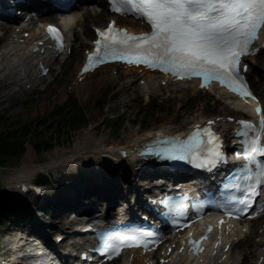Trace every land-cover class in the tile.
Here are the masks:
<instances>
[{
	"label": "bare ground",
	"instance_id": "6f19581e",
	"mask_svg": "<svg viewBox=\"0 0 264 264\" xmlns=\"http://www.w3.org/2000/svg\"><path fill=\"white\" fill-rule=\"evenodd\" d=\"M98 10L96 6H85L83 7L81 12H73L70 16L66 18L60 19V24L64 28L67 39L72 41L73 38H76L77 36L81 35V33L90 35V30L88 28V17H93V11ZM100 11V10H98ZM94 18L101 22L104 21L105 18L109 20V16L106 12H99L94 13ZM99 22V21H98ZM121 26L135 29L137 31H140L138 29L139 23L133 19H120ZM42 31L41 30H33L31 38L32 40L43 41L42 37ZM26 40V39H25ZM95 40V39H94ZM27 41V40H26ZM92 43V42H91ZM83 44H86L84 42ZM38 55L32 54L30 51V47L27 43H20V37L17 33H14L12 36L9 37V43H6L1 51H0V106H15L20 101L23 100L24 97L28 94V91L32 90V88L35 87L37 89L41 84H38L35 86L36 83L35 80H27L26 74H31V72L35 71V59ZM61 64V62H59ZM249 64H251L252 72H255L259 76V80L257 83L261 85L262 88V99H264V56H261L260 58L251 59L248 61ZM79 65V66H78ZM73 71L72 80L70 83H74L73 89H80L83 91H87L89 94V88H96L98 90H101L102 87H104L105 84H107L110 81L115 82H122L124 77L129 74L134 73L133 71L135 69L126 68L117 64L114 65H107L104 67H101L99 70L103 69H113V71L106 72L105 76H102L99 81L95 82L92 86L88 85L86 80H83L82 82L79 81L78 73L80 71L81 64H78ZM119 66V67H118ZM119 68L120 73L115 72V69ZM98 70H96L93 73H96ZM139 72V70H137ZM93 73H89L85 76L87 78L88 76L93 75ZM29 77V76H28ZM58 85H62L66 80L65 73H58L57 74ZM140 79L144 80L145 83L140 84L138 87H134V90H140V92L145 94H157L162 93L163 91L166 92H176L177 98L179 100H186L188 97L195 96L196 94H206L207 96L210 94H214L216 97L221 98L223 100L224 105L220 108V111H222L220 114L214 115V116H208L206 115L204 108H199V114L188 117L185 121L178 125H172L171 123H165L164 125H160L157 128H153L152 130L139 134L138 131L130 133V138L125 143H118L115 142H109L108 141V132H105V130L102 128L101 130H97V125L92 126V128H88L85 131H82L80 135L78 136V141L74 144V146L70 148H60L52 151L50 153L52 160L48 162L45 167L51 168V169H62V170H69V169H82L84 167H88L90 169H99L103 166L105 167L106 164L109 166V162L115 163V161L111 160L109 156H113L116 159H119V155L116 154L120 149L127 150L129 152V156L131 155L130 159L134 158V153L137 150H140V146L144 143L146 140H150V136L155 134L156 132H162V133H171V134H187L193 126L197 125L198 123H205L207 120L212 119L213 124L218 127L221 131H226L228 129L227 117L228 115H231L230 113L232 111L233 114H238L239 109H245L252 111L253 109L248 106L242 105L239 101H237L232 95L226 93L225 91L221 89H212L209 88L210 91L201 90L199 88L200 81L198 80H191V81H179L175 78H166V77H159L156 76V73L148 72V71H142L140 75ZM167 80L166 86H159L162 81ZM30 85L31 88L27 89V86ZM133 85V80L128 79L123 85L122 89H125L124 92L128 90ZM57 86L53 83L50 84L49 87L42 90V92L46 93V98L41 100L38 104V106L44 105L47 100H51V98H54L56 94L60 93L61 89L58 90L56 88ZM128 95V94H124ZM121 103L125 105L127 101L125 99H121ZM8 105V106H7ZM181 106V105H180ZM110 158V159H109ZM26 160L22 166V168L16 170L12 176V178H15V180H31L34 172L36 171V167H33V157L30 153L26 155ZM132 161V160H131ZM129 161V163H131ZM128 166L132 167L133 169L136 167L135 165L141 166L142 163L132 162ZM146 166H151L149 163L142 164L141 169H137V177H141V171L146 168ZM11 178V179H12ZM135 178H131L130 176L123 177L124 180L129 182V185L127 189L121 190V186L118 185L117 192L119 194H127L131 191H133L136 188H138L137 185H135ZM14 183V181H13ZM13 183L11 189L13 188ZM6 184L9 185V179L6 180ZM140 191V189L138 190ZM109 195L104 194V197L101 198L102 201L108 200ZM101 201L97 203V205L100 204ZM110 202V201H108ZM74 207H80V205L74 203ZM86 207V206H85ZM99 206H93L92 208H97ZM60 210H62V207H59ZM87 209V208H85ZM93 210V209H91ZM68 224H71L70 222H67ZM76 224V223H75ZM252 226V225H250ZM57 227V226H56ZM55 227V228H56ZM79 227V226H78ZM84 227V226H82ZM262 229V226H259L258 230H250L249 236L246 238H253L254 234L256 233V237L262 238L263 233L260 234L259 230ZM238 231V230H237ZM241 235L242 233L239 232ZM59 234L58 236H60ZM57 236V237H58ZM257 246L255 257H252V260L250 264H264V247L259 246L258 242L253 243ZM37 246V242L30 241L29 239H25L24 237H20L16 244L12 247L15 249L14 254L19 255V251L22 249L25 251H31V252H39V249ZM217 250L211 251L210 255L203 256L200 258V264H240L241 258L243 257L242 252L240 250H232L229 255L224 258L226 255L223 253H217ZM217 253L216 255H213ZM149 260L147 259H139L136 262H132L131 264H147ZM194 261L188 259L187 257L174 255L171 258L170 264H193ZM124 264H129L124 263Z\"/></svg>",
	"mask_w": 264,
	"mask_h": 264
},
{
	"label": "snow or ice",
	"instance_id": "6c2138e0",
	"mask_svg": "<svg viewBox=\"0 0 264 264\" xmlns=\"http://www.w3.org/2000/svg\"><path fill=\"white\" fill-rule=\"evenodd\" d=\"M112 4L117 12L135 10L145 16L152 31L129 34L115 28L114 21L106 30L97 29L102 39L95 41L96 53H89V63L93 57L97 62L104 58L134 59L177 75H202L205 81L212 77L251 95L243 91L239 82L241 57L251 53L253 42L264 29V0H119V6L117 0H112ZM49 30L59 31L53 26ZM57 39L62 45V38ZM83 70H88V64ZM237 84L240 86L235 87ZM241 123L254 127L249 121ZM199 131L191 142L203 145L201 150L209 154L212 162L221 156L216 145L211 144L214 134L205 128L203 131L209 135L204 138ZM256 131L253 146L246 153L250 158L256 153L264 156V145L259 143L260 135H264V117ZM252 179L256 185H264V164ZM249 191L256 189L250 185Z\"/></svg>",
	"mask_w": 264,
	"mask_h": 264
},
{
	"label": "rangeland",
	"instance_id": "374dc122",
	"mask_svg": "<svg viewBox=\"0 0 264 264\" xmlns=\"http://www.w3.org/2000/svg\"><path fill=\"white\" fill-rule=\"evenodd\" d=\"M97 9H100V7L97 6ZM94 13L99 12L95 10L92 13L93 17H88L90 31L92 30V24L104 25L107 20L105 18L103 22L100 20L98 22L94 18ZM47 20L54 21L56 19L48 18ZM91 39H93L92 31L89 36L81 34L74 43L73 55L69 59H66L62 65L59 64L52 73V75L55 74L54 77L49 78L41 86V88L45 87L51 82L57 86L56 88L58 90L61 89L60 93L56 94L54 98H51V100L48 99L44 105L38 106L39 102L46 98L47 94L37 90L27 94L15 106H0V132L17 131L18 136L15 140L24 143V146H26V151L21 158L12 156L5 163L6 166H0V199L7 198L6 179H10L16 170L22 168L24 162L27 161L26 155L28 153L33 157V167H36L32 179H36L42 167L52 160L50 155L52 151L74 146L78 141L80 133L88 128H92V126L97 125V130L98 128L99 130L103 128L105 132H108L109 142L117 141L118 143H125L130 138L129 136L132 132L138 131L139 134H142L168 122L172 125H178L188 117L198 115V110L201 107L204 108L208 116H214L222 112L220 108L223 107V102H217V99L213 98L212 95L206 96L200 94L188 97L186 100H179L176 96L177 93L170 91L161 97L156 95L148 102L144 93L140 92V90H134V87L139 85L138 82L133 83L132 88H128L124 92L125 89H122V85L128 80L126 77H124L122 82H108L101 90L94 87L92 89L89 88V94L87 91L71 88L70 82L74 68L80 64L83 58L82 41L89 42ZM262 56H264V53ZM110 71V69L99 70L93 76L86 79L87 84L92 86L102 76H105L106 72ZM59 72L65 73L66 75V80L62 85H58V82H56L59 80L57 79ZM121 99H125L127 103L125 105L122 104ZM75 103L81 107L84 120L77 127H61L59 120H62L64 117L54 116L55 112L52 111L63 104L68 107ZM74 111L73 109L66 108L65 117H68ZM117 116H120L118 122L125 120L123 122L124 127L121 131L119 130L120 125L111 121V119ZM24 126L26 127L24 128ZM51 139L53 142L52 148L42 149L38 152L34 149L33 146L37 143L51 141ZM1 158L4 157L0 156V160ZM60 176L59 174L53 177L54 181L57 180V182H54L55 187L52 185L48 186L50 190L56 191L58 185H62L64 189L72 185L67 180L60 181ZM116 181H119V179ZM122 183L125 184V182ZM125 187H127V184ZM102 207L105 206L103 205ZM54 220L60 221L61 219L51 218L49 221L53 222ZM12 225L15 226L13 222L7 223L6 225L0 224V253H8L10 251L12 239L16 237V230ZM11 226L13 227L12 229H10ZM19 233L22 234L21 231ZM252 243L253 239L249 240L247 244L243 243L238 247V250L243 249L246 254L243 264H249L251 261L245 248L249 245L250 249H254Z\"/></svg>",
	"mask_w": 264,
	"mask_h": 264
},
{
	"label": "trees",
	"instance_id": "16d2710c",
	"mask_svg": "<svg viewBox=\"0 0 264 264\" xmlns=\"http://www.w3.org/2000/svg\"><path fill=\"white\" fill-rule=\"evenodd\" d=\"M66 108L75 110L72 114H69L68 117H65ZM54 116H63L64 118L60 121L61 127H77L81 122L84 120L83 112L81 107L78 104H73L68 107H60L57 108L55 111ZM125 121V120H124ZM123 120L118 122L119 130L124 127ZM26 126H24L25 128ZM118 133V132H117ZM27 134V133H26ZM18 133L17 131H6L0 132V154L4 157H17L19 158L20 155L25 151L24 143L15 140L17 138ZM53 146L52 139L51 141L48 140L46 142H40L35 145L37 151L42 149H50ZM5 160H1L0 164H4ZM41 182H47L45 177H41ZM7 212V209L1 208L0 209V217H2V213ZM9 215V214H8Z\"/></svg>",
	"mask_w": 264,
	"mask_h": 264
}]
</instances>
